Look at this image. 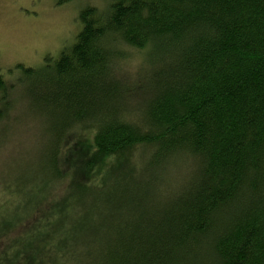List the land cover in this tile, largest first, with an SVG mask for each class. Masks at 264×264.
<instances>
[{
	"label": "trees",
	"instance_id": "16d2710c",
	"mask_svg": "<svg viewBox=\"0 0 264 264\" xmlns=\"http://www.w3.org/2000/svg\"><path fill=\"white\" fill-rule=\"evenodd\" d=\"M78 16L58 55L0 74V144L18 87L53 135L4 183L0 264H264V0H103ZM83 132L101 155L63 169Z\"/></svg>",
	"mask_w": 264,
	"mask_h": 264
},
{
	"label": "rangeland",
	"instance_id": "374dc122",
	"mask_svg": "<svg viewBox=\"0 0 264 264\" xmlns=\"http://www.w3.org/2000/svg\"><path fill=\"white\" fill-rule=\"evenodd\" d=\"M92 2L102 5L103 0H68L63 3H59V0H0V74L14 79L18 71L15 68L17 63L37 66L42 64L46 55H58L64 46L75 41V36L81 30L78 14L84 6L91 5ZM21 92L22 89L18 87L13 94L14 98H17L18 110L11 119L15 118L13 121H17L18 117H23L24 122L13 127V121H7L13 131L4 137L6 139H2L0 144V215L1 209L10 207L13 203V195L8 194L4 187V183L8 187L11 179L12 165L23 162L28 166L42 160V152L53 136L42 127L43 122L33 115L36 113L24 104L27 100L20 98ZM83 134L84 132L80 136L74 134L66 138L64 155L61 156L60 162L63 169L75 165L86 154L95 156L93 153L98 152L101 155L94 139H89L92 136L86 132L81 138ZM135 150L134 147L130 149ZM16 157H19V160H13ZM37 178L35 177L36 180ZM59 186L62 184L56 185ZM61 191L55 193L59 196ZM43 201L38 213L42 211L44 215L48 214L49 209L45 207L46 201ZM4 225L8 227L7 224ZM14 232L10 235H14ZM1 233L3 232L0 231ZM1 242L2 238L0 249L3 247Z\"/></svg>",
	"mask_w": 264,
	"mask_h": 264
}]
</instances>
